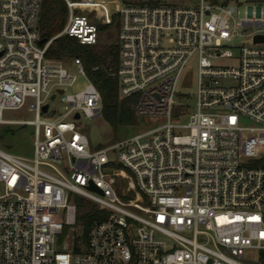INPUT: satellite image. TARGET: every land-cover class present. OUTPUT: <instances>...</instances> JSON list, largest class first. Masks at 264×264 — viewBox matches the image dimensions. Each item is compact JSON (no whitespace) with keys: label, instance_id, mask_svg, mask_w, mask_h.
<instances>
[{"label":"built area","instance_id":"2783aa9c","mask_svg":"<svg viewBox=\"0 0 264 264\" xmlns=\"http://www.w3.org/2000/svg\"><path fill=\"white\" fill-rule=\"evenodd\" d=\"M64 1L63 29L39 44L42 0H0V124L34 126L32 157L0 148V264H264V0ZM104 27L119 95L153 127L92 148L79 120L102 96L80 58L88 83L67 92L72 65L46 52L63 35L94 45ZM192 60L194 102L177 100ZM58 97L64 112L42 119ZM24 107L34 120L3 118ZM79 198L107 213L86 238Z\"/></svg>","mask_w":264,"mask_h":264},{"label":"trees","instance_id":"16d2710c","mask_svg":"<svg viewBox=\"0 0 264 264\" xmlns=\"http://www.w3.org/2000/svg\"><path fill=\"white\" fill-rule=\"evenodd\" d=\"M67 14L68 9L64 0H42L39 23L41 37L49 40L58 34L66 23ZM107 30L108 28L104 27L101 33ZM46 57L60 61L80 58L88 78L102 96L103 119L115 132L121 126L136 124L138 120L134 111L136 97L121 98L119 95L116 75L119 65L117 38L106 43L99 39L94 45H84L75 37L63 35L50 43ZM255 164L264 166V155ZM78 201L79 220L84 224L86 238L89 227L95 221L105 219L107 213L82 198Z\"/></svg>","mask_w":264,"mask_h":264},{"label":"rangeland","instance_id":"374dc122","mask_svg":"<svg viewBox=\"0 0 264 264\" xmlns=\"http://www.w3.org/2000/svg\"><path fill=\"white\" fill-rule=\"evenodd\" d=\"M224 1V0H221ZM230 2H240L243 9L248 7L247 0H228ZM162 2L167 4L183 5L195 7L199 4V0H162ZM262 18L264 19V3L261 4ZM117 30L114 28H109L107 31L100 34V40L103 42H109L116 40ZM62 63L66 66L72 65V60H63ZM223 64L229 63L228 60L222 61ZM71 71L77 75V81L72 88H68L67 92H77L84 88L88 83V80L83 75L77 73L76 68L72 65ZM197 91V68L196 63L192 60L183 70L177 84V100L184 101L185 98L190 96L191 100L194 102V95ZM193 102L191 104H193ZM50 113L42 114L41 118H52L51 114L56 111L58 113L64 112L65 102L61 101L58 97L55 100L49 101ZM3 118L8 121H20L28 122L35 119V113L29 111L26 107L20 110H8L4 111ZM83 125V132L88 136L90 145L92 148L98 146H108L116 141L125 140L129 137L134 136L144 130L150 129L153 126L147 123L144 119L138 118L136 124L130 126H121L115 132L112 127L103 119L102 115L94 118L87 119L82 117L79 120ZM33 135L34 126L32 124L26 123H9L0 124V148L7 150L9 152L25 156L32 157L34 152L33 147ZM89 204H93L99 207L97 204L86 200ZM60 221L65 220L63 215L59 217Z\"/></svg>","mask_w":264,"mask_h":264},{"label":"water","instance_id":"95a60500","mask_svg":"<svg viewBox=\"0 0 264 264\" xmlns=\"http://www.w3.org/2000/svg\"><path fill=\"white\" fill-rule=\"evenodd\" d=\"M250 1L258 2V1H263V0H250ZM46 41H47V40H46L45 38H42V39L39 41V44H43V43H45ZM256 41H264V36H257V37H256ZM59 92H60V93H63V90L61 89V90H59ZM54 97H55V95L52 96V99H54ZM47 108H48V105H45V106L43 107V111H46ZM78 117H79V115L76 116V118H78ZM91 188H92L93 190L99 192V193H102V191H101L98 187H96L95 185H91Z\"/></svg>","mask_w":264,"mask_h":264}]
</instances>
